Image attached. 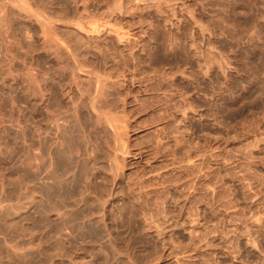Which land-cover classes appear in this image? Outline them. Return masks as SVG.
<instances>
[{
  "label": "rangeland",
  "instance_id": "1",
  "mask_svg": "<svg viewBox=\"0 0 264 264\" xmlns=\"http://www.w3.org/2000/svg\"><path fill=\"white\" fill-rule=\"evenodd\" d=\"M156 126L189 146L145 148ZM164 208L185 220L165 243L143 224ZM174 245L264 264V0H0V264H176Z\"/></svg>",
  "mask_w": 264,
  "mask_h": 264
},
{
  "label": "bare ground",
  "instance_id": "2",
  "mask_svg": "<svg viewBox=\"0 0 264 264\" xmlns=\"http://www.w3.org/2000/svg\"><path fill=\"white\" fill-rule=\"evenodd\" d=\"M78 26H80L82 29H84V28H86V27H82L80 24L78 25ZM77 26V27H78ZM79 27V28H80ZM86 30H87V28H86ZM85 29H84V31L85 32H87V34H88V32H96V33H98L99 32V28L98 27H93V29L91 30V31H89V29L86 31ZM83 31V32H84ZM50 45H52V43H50ZM104 56H105V54H104ZM106 56H108V54H106ZM107 59H109V58H107ZM106 60V59H105ZM38 77L41 79V81L42 80H44L45 79V71H41L40 70V72L38 73ZM97 77V76H96ZM95 77V78H96ZM101 77V76H100ZM102 78V77H101ZM101 78H98L99 80L97 81L98 82V84H101L102 83V81H104L103 79L101 80ZM47 79V78H46ZM107 79V78H106ZM95 80V79H94ZM46 82V81H45ZM94 82H96V80L94 81ZM93 82V83H94ZM102 84H105L104 82L102 83ZM102 84H101V87H102ZM94 85V84H93ZM98 85L96 84V86H94L95 88L97 87ZM103 88V87H102ZM98 89V88H97ZM96 89V90H97ZM95 90V89H94ZM101 90V89H100ZM100 90L98 91V93L100 92ZM96 92V91H95ZM98 93H95L94 95H98ZM99 95H101V93L99 94ZM96 96V97H100V96ZM171 104V103H170ZM166 106H168V105H166ZM175 106V105H174ZM169 107V106H168ZM167 107V108H168ZM172 107V106H171ZM93 108H95L96 110H97V108L96 107H94L93 106ZM174 108V107H173ZM176 108V107H175ZM177 108H179V107H177ZM94 109V110H95ZM120 109V108H119ZM123 109V108H122ZM165 109V108H164ZM95 110V111H96ZM105 109H102L101 111H102V115H103V111H104ZM111 110V109H110ZM113 110V109H112ZM161 110V109H160ZM167 110V109H166ZM189 110V109H188ZM186 108H183V107H181V108H179V109H175V112H174V117H175V119L174 120H176V118L180 121V122H184V124H185V121H187L188 120V118H189V111H188ZM114 111V110H113ZM112 111V112H113ZM117 111H119L118 110V108H117ZM173 111V110H172ZM96 112H98V113H101L100 111H99V109H98V111H96ZM107 110H105V113H104V115H105V120H106V125H107V127H110V129L114 132V134H115V136H116V140H115V143H116V141H120L119 139H121V142L122 143H124L123 142V138L124 137H122L121 136V134L123 135V133H121L122 132V130H121V128H122V120H119V118L117 119V115L114 113V117H113V113H112V115H110V114H107ZM109 112H111V111H109ZM116 112V111H115ZM119 112H121V111H119ZM123 112H125L124 111V109H123ZM101 115V114H100ZM104 117V116H103ZM102 117V118H103ZM104 119V118H103ZM121 121V122H120ZM180 122H178V124L180 123ZM178 127V126H177ZM185 126L182 124L181 125V128L183 129ZM162 128V127H161ZM161 128L159 127H155V129L153 128V130L151 129V131H150V133H151V135L153 136V138H152V140H151V142H149V145L148 146H146L145 148H152L151 150H153V149H156L157 151L158 150H169L170 152H172V153H177V152H179V151H181L184 147H187V146H189V138H188V136L187 135H185V136H183V134L182 135H178L177 133H180V130L178 129V130H173V131H170V132H163V133H161ZM178 128H180V126L178 127ZM182 129H181V131H182ZM185 129V128H184ZM150 130V129H149ZM147 131V130H146ZM184 132V131H183ZM145 133V132H144ZM148 134V133H147ZM150 135V136H151ZM114 136V135H113ZM143 137V136H142ZM118 142H117V145L118 146H120V144H122L121 142H120V144H118ZM125 144V143H124ZM124 144L122 145V149H121V151H122V154L123 153H126L125 151L123 152V147H124ZM114 145H116V144H114ZM116 145V146H117ZM169 146H171V147H169ZM117 148V147H116ZM120 148V147H119ZM144 148V149H145ZM115 149V148H114ZM150 150V151H151ZM139 151V150H138ZM146 151V150H145ZM155 151V150H154ZM139 152H141V151H139ZM163 152V151H162ZM136 153V152H135ZM146 153V152H145ZM158 153V152H157ZM152 154V153H151ZM161 154V153H160ZM138 155H139V153H138ZM140 157L142 156V155H139ZM137 157V156H136ZM171 157H173V155H171ZM174 159V158H173ZM169 161V160H168ZM170 162H171V160H170ZM174 162H176V164L178 165L177 167V169H179L180 171H182V172H186V171H188V170H190L192 167H193V163L189 160V159H185V160H181V161H175L174 160ZM172 166H173V163H172ZM175 166V165H174ZM175 169V168H174ZM162 172V171H161ZM160 171L159 172H157V171H149V175L150 176H154V177H156V178H159L160 180H161V182H159L160 184H162L163 182H164V180H165V178H164V174L163 173H161ZM167 173V172H166ZM165 181H167V179L165 180ZM159 185V184H158ZM154 186H156V183L155 184H153V187ZM152 187V185L150 186V185H143V186H140V187H138V198H140V197H146V196H150L151 194H153V193H155V192H157L160 188H162L163 186H160L159 185V188H153ZM214 188H216V187H207L206 186V189H205V191H204V195H203V197H201V200H198L197 201V203H204L203 201H204V199L206 198V197H213V194H214V192H215V190H214ZM159 191H161V190H159ZM159 193V192H158ZM202 195V194H201ZM200 195V196H201ZM136 200H137V198H136ZM220 200V199H219ZM206 201H207V198H206ZM137 202H138V200H137ZM218 202V201H217ZM221 202V201H220ZM206 203V202H205ZM223 203V202H222ZM221 203V204H222ZM142 204H144V203H141V205L140 206H142ZM219 205V206H217V208H216V210H221V208H220V206L222 207V205ZM136 205V204H135ZM134 205V206H135ZM138 205V204H137ZM204 205H206V204H204ZM133 206V208H135ZM139 206V205H138ZM223 206H224V204H223ZM139 208V207H138ZM143 208V207H142ZM141 208V209H142ZM190 208V207H189ZM189 208H188V210H189ZM187 209V208H186ZM185 209V210H186ZM191 210V209H190ZM153 211H155V212H152V214H150L149 216H144L143 217V224L144 225H146V227H147V231H148V236H150V237H153L154 238V240L156 239V240H160V241H162L163 243H165V239H167V237L165 236V234L163 235V231H164V229H173V228H175V227H178L179 226V224H183L184 222H185V220H183L182 219V217H181V223H180V221H178V220H175L174 218H173V216L171 215V213H170V211H169V209L168 208H164V209H162V210H157V209H153ZM231 211V210H230ZM185 213H187V216L189 217V219H188V217L186 216L185 217V219L192 225V226H196V224L197 223H199V219H198V216H195L194 217V215H196L193 211H187L186 210V212ZM233 214V213H232ZM232 216V215H231ZM162 224H166V227L165 228H160V225H162ZM193 231H194V229H192L191 231H190V234L191 233H193ZM163 235V236H162ZM190 237H191V235H190ZM192 238V237H191ZM236 241H239V238H237L236 239ZM156 242V241H155ZM159 242V241H158ZM193 243H194V250H200V249H204L205 247H207V243H206V241L203 239V241H201L200 239L199 240H195V241H193ZM173 245V244H172ZM181 248L180 247H177L176 245H174L172 248H171V251H169V255H170V257L169 258H171L172 259V261H174L176 264H181L182 262H184V261H187L188 263H186V264H210L208 261H207V259H205L204 258V256H206L208 253H206V254H204V255H202V254H194L193 256H191L190 254V256L191 257H189V258H187V259H185V257L184 256H186L185 255V251H183V250H180ZM168 255V256H169ZM188 255V254H187Z\"/></svg>",
  "mask_w": 264,
  "mask_h": 264
}]
</instances>
